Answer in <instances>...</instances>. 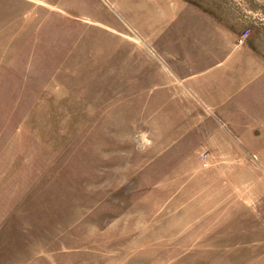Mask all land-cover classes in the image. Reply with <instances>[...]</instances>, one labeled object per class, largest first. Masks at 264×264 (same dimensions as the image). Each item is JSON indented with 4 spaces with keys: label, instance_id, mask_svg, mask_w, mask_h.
Segmentation results:
<instances>
[{
    "label": "rangeland",
    "instance_id": "rangeland-1",
    "mask_svg": "<svg viewBox=\"0 0 264 264\" xmlns=\"http://www.w3.org/2000/svg\"><path fill=\"white\" fill-rule=\"evenodd\" d=\"M76 1L0 0V264H264V148H222L152 45L214 16L264 52V0Z\"/></svg>",
    "mask_w": 264,
    "mask_h": 264
},
{
    "label": "crops",
    "instance_id": "crops-1",
    "mask_svg": "<svg viewBox=\"0 0 264 264\" xmlns=\"http://www.w3.org/2000/svg\"><path fill=\"white\" fill-rule=\"evenodd\" d=\"M97 5L103 7L96 0H77L75 16H98ZM156 17L153 26L167 35V49L152 42L167 68L166 83L189 89L215 123L222 148H264V52L249 37L240 44L233 37L223 40V24L214 16Z\"/></svg>",
    "mask_w": 264,
    "mask_h": 264
},
{
    "label": "built area",
    "instance_id": "built-area-1",
    "mask_svg": "<svg viewBox=\"0 0 264 264\" xmlns=\"http://www.w3.org/2000/svg\"><path fill=\"white\" fill-rule=\"evenodd\" d=\"M247 37V32L244 31L243 34L240 36V38L238 39L239 40V43H241L245 38Z\"/></svg>",
    "mask_w": 264,
    "mask_h": 264
}]
</instances>
